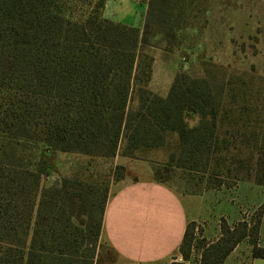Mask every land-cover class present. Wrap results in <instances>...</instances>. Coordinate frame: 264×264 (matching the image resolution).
<instances>
[{
	"label": "trees",
	"instance_id": "16d2710c",
	"mask_svg": "<svg viewBox=\"0 0 264 264\" xmlns=\"http://www.w3.org/2000/svg\"><path fill=\"white\" fill-rule=\"evenodd\" d=\"M205 3L148 0L139 28L105 19L98 8L74 20L62 0H0V264H93L110 186L124 177L116 155L149 162L155 181L177 191L171 178L188 175L187 194L241 181L264 186V77L198 79L181 71L165 96L147 87L144 45L158 34L175 40L198 22ZM171 136L167 160L145 155ZM29 141L43 145L37 156L27 155ZM49 152L102 158L111 167L77 170L44 187ZM259 224L221 218L220 236L199 241L200 264H223L245 238L252 257L264 259ZM196 226L186 225L183 260Z\"/></svg>",
	"mask_w": 264,
	"mask_h": 264
},
{
	"label": "rangeland",
	"instance_id": "374dc122",
	"mask_svg": "<svg viewBox=\"0 0 264 264\" xmlns=\"http://www.w3.org/2000/svg\"><path fill=\"white\" fill-rule=\"evenodd\" d=\"M62 1L64 12L74 20L85 19L95 8H98L101 15L100 9L104 2ZM205 7V13L200 14L198 22L192 27L176 31L175 40H166L160 34L153 35L142 48V55L151 60V75L147 87L153 92L165 96L175 74L181 71L198 79L213 78L222 73L228 76L231 72L264 77V0H206ZM141 27L142 25L139 28ZM242 81L244 80L241 83ZM244 82L242 84L247 87V82ZM196 121L195 117L187 116L189 125ZM174 140L175 137L171 136L164 146L146 152L145 155L157 162L167 160L169 153L174 150ZM23 146L27 155L32 157L37 156L43 149V145L32 141L25 142ZM45 157L50 169L42 176L41 184L44 187L59 184L63 176H70L77 170L78 174L89 171L105 174L111 167V163L102 158H90L75 153L49 152L45 153ZM108 178L109 176L106 180ZM188 178V175L181 177L179 174L170 181L179 191L185 192L184 181ZM206 191L219 192L207 198L208 211L216 215L221 210L223 215H229L227 218L212 216L211 226L216 218L218 223L224 218L230 226L240 222L251 225L260 219L256 237L258 243L264 246V186L256 185L252 181H241L231 188L222 186L203 192ZM196 225L188 259L183 260L180 255L179 262L183 264H200L201 221ZM244 240L249 242V238ZM95 251L93 264H110L114 260V253L105 243H100Z\"/></svg>",
	"mask_w": 264,
	"mask_h": 264
},
{
	"label": "crops",
	"instance_id": "0c3cea01",
	"mask_svg": "<svg viewBox=\"0 0 264 264\" xmlns=\"http://www.w3.org/2000/svg\"><path fill=\"white\" fill-rule=\"evenodd\" d=\"M147 2L104 0L101 16L116 23L140 27ZM113 162L124 166L125 172L120 181L111 184L104 208L99 240L114 252L115 259L110 264L180 261L178 249L186 225L192 221H201L200 237L208 242L220 236L218 218L211 226L212 216L227 218L229 215H223L221 210L215 215L206 208L207 198L219 192L183 193L155 181L151 165L145 160L116 155ZM251 248L247 240H241L223 264H264V259L252 257Z\"/></svg>",
	"mask_w": 264,
	"mask_h": 264
}]
</instances>
